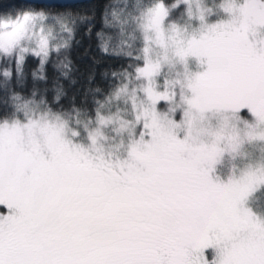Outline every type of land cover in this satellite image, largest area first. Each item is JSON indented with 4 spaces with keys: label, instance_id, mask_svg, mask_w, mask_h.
<instances>
[{
    "label": "snow or ice",
    "instance_id": "6c2138e0",
    "mask_svg": "<svg viewBox=\"0 0 264 264\" xmlns=\"http://www.w3.org/2000/svg\"><path fill=\"white\" fill-rule=\"evenodd\" d=\"M88 8L0 10V264H264V0Z\"/></svg>",
    "mask_w": 264,
    "mask_h": 264
},
{
    "label": "trees",
    "instance_id": "16d2710c",
    "mask_svg": "<svg viewBox=\"0 0 264 264\" xmlns=\"http://www.w3.org/2000/svg\"><path fill=\"white\" fill-rule=\"evenodd\" d=\"M20 3V0H0V10H4L10 7H13ZM74 6H81L86 14H91L89 10V5H94V19L93 23L97 29L100 28L102 24V14L104 9V4L107 3V0H83L70 2ZM77 40L80 41L79 44L75 45L72 52L71 58L74 62V65L77 69L83 70L89 64V58L95 53L96 49L94 47L93 42L86 36L78 34L76 37ZM34 67V64L30 62L26 68L25 72L28 74L29 83H30V73ZM104 65H101L100 68H103ZM99 71V68H98ZM261 206H264V195L259 196V201Z\"/></svg>",
    "mask_w": 264,
    "mask_h": 264
},
{
    "label": "water",
    "instance_id": "95a60500",
    "mask_svg": "<svg viewBox=\"0 0 264 264\" xmlns=\"http://www.w3.org/2000/svg\"><path fill=\"white\" fill-rule=\"evenodd\" d=\"M76 1H83V0H69V2H76Z\"/></svg>",
    "mask_w": 264,
    "mask_h": 264
},
{
    "label": "rangeland",
    "instance_id": "374dc122",
    "mask_svg": "<svg viewBox=\"0 0 264 264\" xmlns=\"http://www.w3.org/2000/svg\"><path fill=\"white\" fill-rule=\"evenodd\" d=\"M208 2L211 4L212 3V0H208Z\"/></svg>",
    "mask_w": 264,
    "mask_h": 264
}]
</instances>
